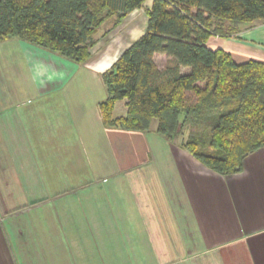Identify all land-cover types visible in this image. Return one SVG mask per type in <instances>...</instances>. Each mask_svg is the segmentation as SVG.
<instances>
[{
    "label": "crops",
    "instance_id": "crops-1",
    "mask_svg": "<svg viewBox=\"0 0 264 264\" xmlns=\"http://www.w3.org/2000/svg\"><path fill=\"white\" fill-rule=\"evenodd\" d=\"M152 1L104 24L82 64L0 40V264H264V148L220 175L155 121L102 123L90 82L143 34ZM206 46L264 64V20Z\"/></svg>",
    "mask_w": 264,
    "mask_h": 264
},
{
    "label": "trees",
    "instance_id": "trees-1",
    "mask_svg": "<svg viewBox=\"0 0 264 264\" xmlns=\"http://www.w3.org/2000/svg\"><path fill=\"white\" fill-rule=\"evenodd\" d=\"M144 0H0V40L17 38L82 64L99 29L107 35ZM147 25L101 73L109 128L155 132L209 170L229 175L264 148V64L235 63L206 41L264 20V0H153ZM169 57L159 68L154 54ZM182 68H188L182 71ZM124 101L125 113L113 116Z\"/></svg>",
    "mask_w": 264,
    "mask_h": 264
},
{
    "label": "rangeland",
    "instance_id": "rangeland-1",
    "mask_svg": "<svg viewBox=\"0 0 264 264\" xmlns=\"http://www.w3.org/2000/svg\"><path fill=\"white\" fill-rule=\"evenodd\" d=\"M142 10H146V9L142 8ZM143 13L145 15V11H143ZM90 84L92 85L91 93L93 95L92 96L93 99H95L96 97L100 99L101 97L106 96L105 86L100 80L95 79L94 81H91ZM123 103L124 102L122 100L116 103L115 105V115L116 116H118L117 113H119L123 109ZM172 145L174 146L175 144L172 143Z\"/></svg>",
    "mask_w": 264,
    "mask_h": 264
}]
</instances>
